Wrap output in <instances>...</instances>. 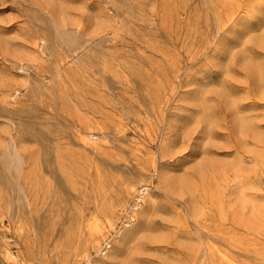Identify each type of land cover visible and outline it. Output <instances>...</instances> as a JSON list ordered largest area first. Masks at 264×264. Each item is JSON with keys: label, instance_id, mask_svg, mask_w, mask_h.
Wrapping results in <instances>:
<instances>
[{"label": "rangeland", "instance_id": "rangeland-1", "mask_svg": "<svg viewBox=\"0 0 264 264\" xmlns=\"http://www.w3.org/2000/svg\"><path fill=\"white\" fill-rule=\"evenodd\" d=\"M0 36V264H264V0H0Z\"/></svg>", "mask_w": 264, "mask_h": 264}, {"label": "bare ground", "instance_id": "bare-ground-1", "mask_svg": "<svg viewBox=\"0 0 264 264\" xmlns=\"http://www.w3.org/2000/svg\"><path fill=\"white\" fill-rule=\"evenodd\" d=\"M55 9V8H54ZM56 11V10H54ZM17 42L7 40L0 36V47L3 48V46L6 45H12ZM46 45V37L45 35L37 34L32 38V46L38 51L43 53L44 47ZM2 56L5 58L7 55V52L2 51ZM16 53V54H15ZM13 61H12V67L19 68L20 70L24 69V61L22 57L20 56L19 52L13 53ZM11 56V57H12ZM1 77V76H0ZM0 91L4 93V96H7L9 98L15 99L18 96L19 88L17 86V82L7 83L2 78H0ZM238 123L242 125L245 123V120L243 118H240ZM92 137V134L83 137L82 139L84 141H87V139H90ZM169 142V141H168ZM177 140L170 141V143L165 144L164 148L165 151L170 152L174 146L176 145ZM208 164H205L204 162H200L198 166L195 169L196 176L199 178L198 181L195 179H191V175H187L185 178H180L174 181L173 188L177 192L178 195H183L184 192L189 193V216L192 219V222L195 225H201L200 221H207L209 219L210 215V177L206 175V169ZM147 189V186H143L138 191V194H144ZM215 197L214 195H211V198ZM141 196L137 198V200H140ZM216 199V198H215ZM179 202H183V200L178 199ZM114 208L113 202H108L105 206V208L102 211L101 217L95 215L92 217V219L89 220L87 223V236L83 240L82 244L79 246H74L72 249V252L77 254V251L79 249H82L84 251L86 247L96 239L97 236L102 234L103 229V220H107L109 218V214L112 212ZM133 217V216H132ZM186 226H189L190 223L187 221L184 222ZM203 226V225H202ZM207 235H209V231L206 230ZM130 230H121L116 234V240H119V244L116 248H120V245L128 239L129 236H131ZM191 239V238H189ZM105 245L110 246V242L107 240V236L102 241ZM180 245V244H179ZM182 247H187L196 257L197 254L200 251V246L196 244V246H192L191 244L184 245ZM205 256L203 258V264H210V245L209 243L205 244ZM86 258L85 260H87ZM99 264H103V261L100 259L98 260ZM167 264H187L186 261L181 260L180 257H173L170 258V260L167 262Z\"/></svg>", "mask_w": 264, "mask_h": 264}]
</instances>
